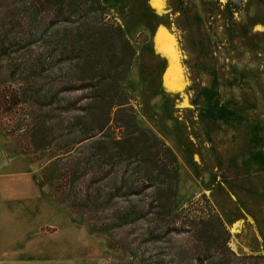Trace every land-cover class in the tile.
Masks as SVG:
<instances>
[{
	"label": "rangeland",
	"instance_id": "rangeland-1",
	"mask_svg": "<svg viewBox=\"0 0 264 264\" xmlns=\"http://www.w3.org/2000/svg\"><path fill=\"white\" fill-rule=\"evenodd\" d=\"M100 1L107 11L0 0V98L8 101L0 105V169L43 178L36 197L56 203L53 230L66 247L57 264H216L214 248L194 257L202 246L182 232L183 211L203 197L230 233L236 226L235 254L264 256V0H166L159 20L149 0ZM68 17L86 28L58 22ZM104 21L122 29L133 52L97 31L80 37ZM159 25L179 46L172 74L187 81L182 95L163 89ZM114 68L136 125L176 158L175 214L158 208L143 148L131 153L128 144L121 156L116 109L98 133L104 108L85 99L107 87Z\"/></svg>",
	"mask_w": 264,
	"mask_h": 264
},
{
	"label": "trees",
	"instance_id": "trees-1",
	"mask_svg": "<svg viewBox=\"0 0 264 264\" xmlns=\"http://www.w3.org/2000/svg\"><path fill=\"white\" fill-rule=\"evenodd\" d=\"M47 3L51 4L57 1L58 5L61 7H70L74 8L75 11L82 10V8H87L90 3L91 6H96V8L107 9L103 6L100 0H69V3L66 4L65 0H45ZM60 12L59 17L63 18V9ZM90 10V9H89ZM159 20L160 18L156 16ZM72 18L62 19L58 22L67 23V24H76L79 26H83L82 29L86 28L84 25H80L83 23L82 18L78 17L76 21L71 22ZM80 31V29L78 30ZM99 32L98 36L111 35V37L115 40V44L117 47L123 46L124 49L130 50L131 47L128 42L125 41L123 32L121 28H116L113 23L109 21H104L102 25H100L99 29L84 32L83 35L80 33V37L87 40V36L90 35V39H94L93 34L95 32ZM114 34V35H113ZM117 39L119 41H117ZM76 41V35L75 40ZM114 46V44H113ZM117 49V48H116ZM123 49V51H124ZM126 51V50H125ZM133 52V50L131 51ZM111 65V63H109ZM116 66H119L118 64ZM112 68V65H111ZM121 69L120 67H117ZM117 68H114L115 74L113 75L112 69L107 71V78L105 82L107 83V87L104 88L102 85L97 87L101 92L97 95H92L85 100H90L91 104L98 107H103L104 112V123L98 128V133L104 134L105 130L111 124L112 114L116 111V116L118 120H115L116 127L120 128V130L124 131L125 138L123 142L120 144L122 150V157L126 156L125 148L126 145L129 144L128 147H131V153L137 150L138 148H143L145 154H148L151 159L148 161L151 164L150 168V178L149 180L146 178L147 183H152L153 185L157 183L159 186L158 194L161 196V205L158 208L163 207L165 204V208L169 209L170 214H175V198L177 194V181H178V172L176 169V158L172 154L171 150L168 149L164 144L159 142L152 133L140 129L135 122V112L133 106L130 105L129 99L126 94L121 91V82L122 80H117L116 78L121 75L122 71H118ZM121 72V73H120ZM105 82H102L104 84ZM110 87V88H109ZM92 88V87H90ZM104 88V90H103ZM86 88L75 89V91H83ZM108 90V95H102L103 91ZM121 91V92H120ZM123 92V93H122ZM8 103L7 98H0V105L2 107ZM121 117V120L119 118ZM20 127H25L24 125H20ZM93 137V136H92ZM91 137V138H92ZM132 156V155H131ZM130 156V157H131ZM152 188V187H150ZM162 206V207H161ZM193 211V216L189 215ZM183 215L186 219H182V229L184 231L183 234H191L192 238L195 239L196 244L200 245L201 248L197 247L193 253L198 258L201 256L199 252L204 253V247L207 246L214 248V253L212 254L211 260L216 264H264V256H238L230 249L231 242V233L226 227V225L222 222L219 215L215 212L210 202L203 197L197 203L191 206V210L183 211ZM188 256L190 255L187 251ZM205 254V253H204ZM197 260L199 261V259Z\"/></svg>",
	"mask_w": 264,
	"mask_h": 264
},
{
	"label": "crops",
	"instance_id": "crops-1",
	"mask_svg": "<svg viewBox=\"0 0 264 264\" xmlns=\"http://www.w3.org/2000/svg\"><path fill=\"white\" fill-rule=\"evenodd\" d=\"M153 1L149 0L151 9L160 19L164 18L166 11L160 13L154 8ZM163 27L158 26L153 38L156 55L168 64L163 89L169 95H182L171 92L167 86L177 65L158 52ZM183 82L187 87V81ZM26 172V169H0V264H57L58 251L66 248L59 245L58 232L53 230L57 225V205L49 196L36 197L46 183L43 178L41 183L32 175L27 179ZM234 227L233 224V235L236 234V230L232 232Z\"/></svg>",
	"mask_w": 264,
	"mask_h": 264
},
{
	"label": "bare ground",
	"instance_id": "bare-ground-1",
	"mask_svg": "<svg viewBox=\"0 0 264 264\" xmlns=\"http://www.w3.org/2000/svg\"><path fill=\"white\" fill-rule=\"evenodd\" d=\"M154 8L162 11L165 8L164 0H154ZM158 52L164 56L170 58L174 63H178L181 59V53L174 39H170L168 36L163 35L158 46ZM169 89L174 92L184 91L186 84L179 75H172L169 80ZM236 227L233 228L232 232H235Z\"/></svg>",
	"mask_w": 264,
	"mask_h": 264
}]
</instances>
